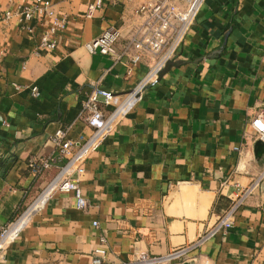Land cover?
<instances>
[{"label":"crops","instance_id":"1","mask_svg":"<svg viewBox=\"0 0 264 264\" xmlns=\"http://www.w3.org/2000/svg\"><path fill=\"white\" fill-rule=\"evenodd\" d=\"M48 1L56 17H65L64 28L49 36L54 49L38 47L51 27L47 16L26 25L0 21V227L62 166L58 161L38 178L28 167L33 158L56 156L55 132L89 136L78 114L92 88L122 97L150 65L149 59L114 61L85 47L112 27L121 34L119 53L138 0H102L91 19L85 12L93 0ZM33 2L0 0V17ZM173 63L84 163L79 185L88 208L78 211L71 194H55L0 264H91L100 237L105 264L128 262L137 253L164 256L209 231L237 189L260 175L264 154L255 151L250 121L264 106V0H205ZM190 258L264 264V184L245 199L226 233L173 264Z\"/></svg>","mask_w":264,"mask_h":264},{"label":"built area","instance_id":"2","mask_svg":"<svg viewBox=\"0 0 264 264\" xmlns=\"http://www.w3.org/2000/svg\"><path fill=\"white\" fill-rule=\"evenodd\" d=\"M132 2L133 0H126ZM133 11L135 22L130 25V31L124 40L122 50L117 53L116 45L121 39L118 29L108 28L98 37L86 44L90 54L109 56L114 61L126 58L127 62L136 64L145 59L150 60L148 72L137 85L122 97L111 92L93 87L82 102L78 118L90 130L88 137L70 139L67 129H59L50 138L56 156L54 158H33L28 167L33 177L38 178L48 171L58 161H63L56 175L47 183L41 193L18 215L13 221L0 227V261L9 246L14 243L21 231L28 224L34 213L40 211L46 202L57 193L71 194L75 209L84 211L88 208V201L83 197L80 188V177L84 173L83 165L89 156L101 145L106 136L114 129L139 102L147 86L157 81L159 74L167 63L174 62L178 50L181 48L187 33L195 22L197 13L205 0H138ZM103 4L102 0H93L87 5L85 18L91 19ZM45 15L51 20L49 32L40 42V49L56 48V42L50 35L65 26V17L58 18L52 11L48 0H34L31 6H16L3 12L1 22L17 19L26 25L30 21ZM29 32L31 29L24 26ZM31 96L38 97V89L32 87ZM112 106V110L105 113L104 109ZM250 127L257 141L264 145V106L258 109L250 121ZM264 184L263 168L246 189H237L235 199L229 210L206 233L199 236L192 244L167 253L164 256H152L137 253L133 258L121 264H173L188 258L189 254L197 250L203 243L217 234H224L233 224L235 215L245 201L255 190ZM92 225L96 227L97 223ZM105 239L99 238V247L94 251L91 264H105ZM189 264H198L195 258L189 259ZM202 264H207L205 261Z\"/></svg>","mask_w":264,"mask_h":264},{"label":"water","instance_id":"3","mask_svg":"<svg viewBox=\"0 0 264 264\" xmlns=\"http://www.w3.org/2000/svg\"><path fill=\"white\" fill-rule=\"evenodd\" d=\"M175 64L173 62H169L166 64V66L164 67V69L161 71V73L159 74V76L163 73H165L166 71H168L171 67H173ZM256 152L258 153H263L264 154V145L261 142H257L256 143Z\"/></svg>","mask_w":264,"mask_h":264}]
</instances>
